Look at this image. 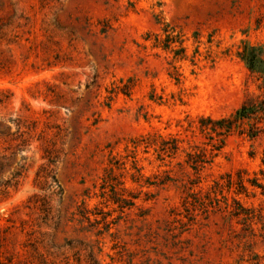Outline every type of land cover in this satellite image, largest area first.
Here are the masks:
<instances>
[{
    "label": "rangeland",
    "instance_id": "rangeland-1",
    "mask_svg": "<svg viewBox=\"0 0 264 264\" xmlns=\"http://www.w3.org/2000/svg\"><path fill=\"white\" fill-rule=\"evenodd\" d=\"M154 5L0 0V264H264V127L188 163L264 95V0Z\"/></svg>",
    "mask_w": 264,
    "mask_h": 264
},
{
    "label": "trees",
    "instance_id": "trees-1",
    "mask_svg": "<svg viewBox=\"0 0 264 264\" xmlns=\"http://www.w3.org/2000/svg\"><path fill=\"white\" fill-rule=\"evenodd\" d=\"M153 1H155L154 6L162 7V0ZM130 5L133 4L130 2ZM168 43L170 44V42ZM182 53H185L183 49ZM239 58L252 74L258 76V79L262 81L264 86V45H251L245 43L239 52ZM243 124L249 125L247 133L251 138L257 137L262 131L264 127V95L256 100L246 101L229 117L220 119L204 116L200 117L199 130L208 137V146H210V149L195 154H188V163L191 167L208 163L207 159H209V155L210 159L214 158L216 155L214 153H218L224 148L228 136L241 128ZM157 139H161V141L159 142ZM139 145H144L146 149L154 148L158 158L164 156L171 157L180 149L177 139L166 142L163 137H155V135H148L142 138L140 143L136 144V146ZM262 165L264 166V154ZM260 174L263 175V178L260 179L255 177L251 180H247V182L250 183L252 187L261 189L264 193L263 169L260 170ZM239 184L241 187L245 188L243 179H240Z\"/></svg>",
    "mask_w": 264,
    "mask_h": 264
}]
</instances>
